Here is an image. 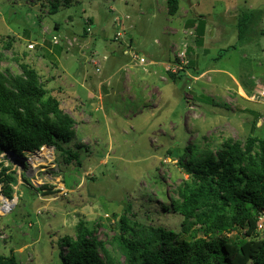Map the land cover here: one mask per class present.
<instances>
[{"label":"rangeland","instance_id":"1","mask_svg":"<svg viewBox=\"0 0 264 264\" xmlns=\"http://www.w3.org/2000/svg\"><path fill=\"white\" fill-rule=\"evenodd\" d=\"M179 1L171 17L166 0H71L55 15L48 0H0L1 69L12 76L21 74L20 64L36 70L75 122V137L63 148L77 153L79 162L65 163L51 150V160L18 170L12 153L0 154V171L16 176L10 185L16 205L0 215V255L13 254L17 264H62L66 249L60 240L75 237L81 221L110 250L122 215L145 227L180 232L182 218L164 209L178 200V188L188 179L178 160L186 164L206 151L215 154L223 143L244 142L249 135L264 139V119L252 113L264 111V105L248 96L238 100L228 74L186 76V69L216 68L236 76L254 71L263 78L258 64L264 62V0ZM188 19L204 22L208 43L199 57ZM53 36L58 44L50 42ZM184 51L187 66L173 81L160 66ZM134 55L146 64L139 65ZM116 67L120 72L104 85L109 93L97 89ZM259 234L264 237V231Z\"/></svg>","mask_w":264,"mask_h":264},{"label":"trees","instance_id":"2","mask_svg":"<svg viewBox=\"0 0 264 264\" xmlns=\"http://www.w3.org/2000/svg\"><path fill=\"white\" fill-rule=\"evenodd\" d=\"M48 2L51 15L71 4V0ZM179 7V0H166L169 16H175ZM188 21L187 27H194L201 39L204 22ZM237 29L240 39L243 20ZM20 70V75L12 76L0 66V154L20 157L52 147L65 163L79 165L77 153L63 148L75 137L74 120L48 94L36 70L26 64H20ZM168 76L176 80L174 74ZM178 161L188 179L178 188V200L164 209L182 218L180 232L145 227L122 215L109 250L81 221L75 237L60 240L66 249L62 264H264V237L256 230L264 212V139L249 135L244 142L229 140L215 154L206 151L189 163ZM15 184V174L0 171L4 197L12 198L10 185ZM233 233L234 237L228 236ZM0 264H17V259L13 254L0 255Z\"/></svg>","mask_w":264,"mask_h":264},{"label":"crops","instance_id":"3","mask_svg":"<svg viewBox=\"0 0 264 264\" xmlns=\"http://www.w3.org/2000/svg\"><path fill=\"white\" fill-rule=\"evenodd\" d=\"M190 6H191V4L190 3H188ZM200 15H198V14H196V17H194V18H198ZM188 20H191V19H188ZM188 20H186V22H185V26H186V28H188L187 27V24L189 23V21ZM196 20V19H195ZM189 30H191L192 32H188V35L191 33H193L192 35H193V38L195 37V39H194V44H195V47H197V49H195L197 52H196V57H199L198 55H201V54H203L204 52H206V49H205V47H206V44L208 43L207 41V36H205V32H204V35L202 36V38L200 39L199 37H198V34H197V32L194 30V27L193 28H190ZM190 38H192V37H190ZM210 39H211V37H209ZM200 39V40H199ZM206 40V41H205ZM213 40V43L216 41L217 42V40H218V38L216 39V40H214V39H212ZM187 45V44H186ZM192 46V43H191V41L188 43V46ZM182 46V45H181ZM187 46V47H188ZM186 47V52H187V54H189V55H191V48H187ZM170 49L171 48H168V51H169V53H171V51H170ZM199 49H201V50H199ZM194 50V49H193ZM262 52H264V48H262ZM202 51V52H201ZM227 52H229L228 51V49H226L225 50V53H227ZM124 54L125 55H127L128 56V53H127V50H125L124 51ZM206 54V53H205ZM192 56V55H191ZM189 57V60H190V64H191V58L192 57ZM219 57V56H218ZM220 58V57H219ZM106 60V59H105ZM173 63H177V61H176V59H173V60H169V61H167V62H164V64H161V69H163V72L164 73H166V74H169V72H167V70H166V66L167 65H169V64H173ZM196 64H197V62H196ZM197 66V65H196ZM258 69L260 70V73L258 74L259 76H261V77H263V78H259V77H257V75H255L253 72L254 71H252V72H248L247 71V74L246 73H241L240 75L238 74V76H236L235 75V73H232L231 71H229L228 69L227 70H224V69H216V68H207L206 70H204V71H200V70H198V69H193L192 71V73L190 72V71H188L187 72V69H186V76L187 75H190L194 80H198L200 77H202L203 75H205L206 73L207 74H209V73H211V72H213V73H224V74H228L229 75V77H230V80L232 81V84H233V86L232 87H234V90H237V95L239 96V98H238V100H243V101H245L244 99L247 97V96H249L250 94H252V90H253V87H255L254 86V84H255V82L256 81H261V83H263L264 84V62H261V63H259L258 64ZM122 67V66H121ZM121 67H119V68H117L116 67V69H115V71H113L112 72V74L110 75V76H108V77H106L104 80H102V81H100L99 83H98V85H97V89H103V88H105L106 89V91H107V93H109L108 92V89L106 88V87H104V85H105V83H109L111 80H112V78L117 74V72H120V70H121ZM142 67V66H141ZM262 69V70H261ZM185 76V75H184ZM184 76H182L181 78H183ZM134 77V76H133ZM169 77V76H168ZM256 78V79H255ZM170 79V78H169ZM259 79H261V80H259ZM124 80H125V83H130L131 82V79L130 78H128V76H126V75H124ZM161 80L162 81H166V79L164 78V77H161ZM225 89H226V87H224ZM96 91V90H95ZM154 92H156L154 89H152L149 93V95L147 96V98H151V100H152V98H154ZM106 93V94H107ZM91 96L92 97H96V94L94 93V92H92V94H91ZM149 98V99H150ZM98 100L100 101L101 100V97H98ZM148 100V99H147ZM148 103H149V101H148ZM261 106V105H260ZM261 107H263V106H261ZM264 108V107H263ZM244 108H242V110H243ZM246 110V109H245ZM255 111H257V110H255ZM259 113H254V111L252 112L255 116H257L259 119H264V117H263V114H264V111H263V109H260V107H259ZM258 119V120H259ZM262 121V120H261ZM259 125H260V120H259V122H257L256 123V126L257 127H259ZM262 127V126H261ZM50 159V158H49ZM35 166V165H34Z\"/></svg>","mask_w":264,"mask_h":264},{"label":"built area","instance_id":"4","mask_svg":"<svg viewBox=\"0 0 264 264\" xmlns=\"http://www.w3.org/2000/svg\"><path fill=\"white\" fill-rule=\"evenodd\" d=\"M89 31V29L87 30ZM121 30H118L116 33V38L121 37ZM50 42L53 44H58L59 40L57 39V37L53 36L50 38ZM29 49L33 48V45H29L28 46ZM185 51L181 54L178 55V59H177V63H173V64H169L166 66V70L167 72H171V74H176V72L180 69L181 66H187V60L184 56ZM133 59H138L137 56H133ZM138 64L139 65H144L146 64L145 60L143 58H139L138 59ZM93 66L96 68V72H99V67H100V63L95 60L93 61ZM248 100L251 102H255L258 104H262L264 105V84H262L261 82L257 81L255 82V87L254 90L252 92V94H250L248 96ZM43 150H49V153H51V157H52V151H54V149L52 147H43L41 148L39 151H36L35 153H29L27 154L26 158H20V157H15V159H13L12 157V161L15 162H11L13 165V169H21L24 168L25 164H27L28 167H31L29 164V159H31V157H33L34 155H37L39 153H41ZM3 157L5 158V154L3 155ZM10 156H8L6 158L5 161H7L6 163H10ZM10 165V164H9ZM39 165V164H38ZM17 200V198L15 199ZM14 205H16L15 201L13 198L8 199L6 197H4L3 195H0V215H6L8 214L14 207ZM256 230L258 233L263 232L264 231V212L261 213L258 217L257 223H256Z\"/></svg>","mask_w":264,"mask_h":264},{"label":"bare ground","instance_id":"5","mask_svg":"<svg viewBox=\"0 0 264 264\" xmlns=\"http://www.w3.org/2000/svg\"><path fill=\"white\" fill-rule=\"evenodd\" d=\"M45 152L49 153V150H43L41 153L34 155L33 157H31V159H29V164L32 168H35L36 165H38V164H44L45 161L47 162L48 160H51V159H49L51 156H47V154H45ZM49 154L51 155V153H49ZM35 171L36 170H33V172H35Z\"/></svg>","mask_w":264,"mask_h":264},{"label":"water","instance_id":"6","mask_svg":"<svg viewBox=\"0 0 264 264\" xmlns=\"http://www.w3.org/2000/svg\"><path fill=\"white\" fill-rule=\"evenodd\" d=\"M102 91H103L104 93H107V91H106V89H105V88H103V89H102Z\"/></svg>","mask_w":264,"mask_h":264}]
</instances>
